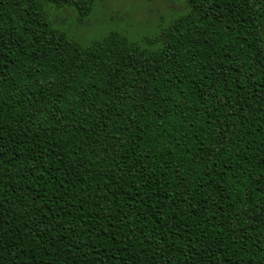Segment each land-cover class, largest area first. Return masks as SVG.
Wrapping results in <instances>:
<instances>
[{"label":"trees","instance_id":"1","mask_svg":"<svg viewBox=\"0 0 264 264\" xmlns=\"http://www.w3.org/2000/svg\"><path fill=\"white\" fill-rule=\"evenodd\" d=\"M0 0V264H264V0H186L88 47Z\"/></svg>","mask_w":264,"mask_h":264},{"label":"rangeland","instance_id":"2","mask_svg":"<svg viewBox=\"0 0 264 264\" xmlns=\"http://www.w3.org/2000/svg\"><path fill=\"white\" fill-rule=\"evenodd\" d=\"M186 0H96L93 11L81 19L72 7L56 8L47 3L52 24L68 38L88 47L112 32L148 47L147 39L186 13Z\"/></svg>","mask_w":264,"mask_h":264}]
</instances>
